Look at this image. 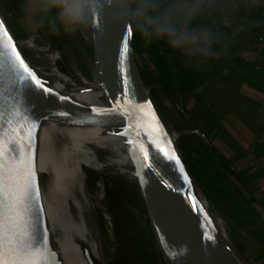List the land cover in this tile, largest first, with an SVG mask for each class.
I'll return each mask as SVG.
<instances>
[{
	"label": "rangeland",
	"instance_id": "obj_1",
	"mask_svg": "<svg viewBox=\"0 0 264 264\" xmlns=\"http://www.w3.org/2000/svg\"><path fill=\"white\" fill-rule=\"evenodd\" d=\"M22 4L23 0H0V15L13 37L21 43H24L27 38L35 37L48 46L50 52L54 53V58H51L50 62L47 61L44 66L48 73L67 75L77 82H94L93 49L84 44L79 32L73 35H46L41 32L33 36L25 29ZM239 16L229 27L232 32L229 41L238 45L241 44L240 41L244 39L245 31L248 30V26ZM16 43L14 44L17 51L20 52L25 63L41 80L44 87L52 90L51 82L41 78L25 59L31 55L33 48L22 46L20 50ZM132 45L134 59L148 98L166 132L169 135L173 134L172 143L181 160L196 176L209 205L221 216L222 219H220L223 220L230 242L245 258L256 264H264V218L260 202L233 177L232 169L219 156L220 147L225 146L223 143H218L209 130L204 129L205 123L200 117L202 113L198 111L194 116L203 131L198 129L196 121L184 108L191 106L190 103L195 101L199 92H211L214 95L220 93L222 97H214L221 99L224 103L227 97L225 95L233 90V81H224L216 75L238 73L242 68L264 64L261 50L248 51L245 54L246 57L244 56L240 61L239 67L232 66L225 58L241 51L236 48L226 56L222 54V56L186 66L184 57L169 50L163 42L145 48L134 32ZM46 54L48 55L49 52ZM161 57H166L168 62L165 65H162ZM171 59H175V67H180L181 78H178L176 76L178 72L171 68ZM218 59L220 61L216 64ZM61 76L55 77L54 81L60 84ZM53 92L61 101L67 102L55 91ZM209 118L208 121L217 123L215 120L217 118ZM216 123L215 126H218L219 124ZM202 134L208 138L214 148ZM99 141L105 149L110 151L103 138ZM85 176L90 195L93 197L96 192H99L91 211L107 263L168 264L156 238L138 185L131 177L122 169H117L115 165H111L104 172H94L85 168Z\"/></svg>",
	"mask_w": 264,
	"mask_h": 264
},
{
	"label": "water",
	"instance_id": "obj_2",
	"mask_svg": "<svg viewBox=\"0 0 264 264\" xmlns=\"http://www.w3.org/2000/svg\"><path fill=\"white\" fill-rule=\"evenodd\" d=\"M0 20L4 21L1 15ZM4 24L7 27L5 21ZM95 31L94 82L99 85L110 111L123 126L126 153L132 164L131 174L171 264H231L200 225L201 209L184 179L185 175L207 197L196 176L188 170L169 141L148 98L134 59L132 37L128 40L130 50L124 54L122 66L125 26L102 21L101 27ZM10 36L13 43L18 42L12 34ZM3 44L7 45V38ZM5 52L14 60L10 48L6 47ZM20 71L25 75L22 69ZM33 106L48 107L66 118L88 120L85 114L52 101L49 92L37 87L30 77L27 85L6 79L0 81V264H46L47 258L36 233L31 152L25 125L27 113ZM77 165L81 174V191L83 189L87 196H91L86 185L85 168L99 171ZM91 208L89 212L99 242ZM210 208L221 218L217 210ZM261 212L264 218V209ZM99 248L105 264H108L102 247Z\"/></svg>",
	"mask_w": 264,
	"mask_h": 264
},
{
	"label": "bare ground",
	"instance_id": "obj_3",
	"mask_svg": "<svg viewBox=\"0 0 264 264\" xmlns=\"http://www.w3.org/2000/svg\"><path fill=\"white\" fill-rule=\"evenodd\" d=\"M95 30L79 33L84 44L92 47L93 53L96 47ZM16 44L20 50L22 46L33 48L29 57L22 53L25 59L41 78L51 82L52 90L67 102L61 101L52 90L49 92L51 100L88 117V120L66 118L45 106H33L27 113L25 125L31 152L36 233L43 255L47 258L46 264H93V261L105 264L96 226L89 212L99 192L92 197L87 196L85 190L81 191V174L77 164L99 172L115 165L135 181L126 153L123 126L116 114L110 111L96 82H77L67 75L48 73L44 66L54 58V53L35 37ZM57 76H61L60 84L54 81ZM164 131L172 142L173 134L169 135L165 128ZM100 138L107 142L110 151L100 143ZM185 176L201 209L200 225L211 235L224 257L231 264H256L229 242L220 217L210 208L189 176ZM149 218L167 263L171 264L150 215Z\"/></svg>",
	"mask_w": 264,
	"mask_h": 264
},
{
	"label": "clouds",
	"instance_id": "obj_4",
	"mask_svg": "<svg viewBox=\"0 0 264 264\" xmlns=\"http://www.w3.org/2000/svg\"><path fill=\"white\" fill-rule=\"evenodd\" d=\"M21 7L25 29L33 36L86 34L102 21L123 24L125 35L135 32L145 48L163 42L187 66L227 54L225 29L242 12L264 7V0H23ZM6 54L11 76L4 79L22 83L25 75Z\"/></svg>",
	"mask_w": 264,
	"mask_h": 264
},
{
	"label": "crops",
	"instance_id": "obj_5",
	"mask_svg": "<svg viewBox=\"0 0 264 264\" xmlns=\"http://www.w3.org/2000/svg\"><path fill=\"white\" fill-rule=\"evenodd\" d=\"M259 10L264 11V7ZM239 17L250 29L252 25L250 21L254 16L251 13L242 12ZM225 31L229 36L232 35L229 27ZM233 45L229 41L228 49ZM262 49L261 47L255 48V50H261V55L264 57ZM245 54L240 53L239 56L232 55L225 58L232 66L239 67ZM164 58L166 59V57ZM174 60L171 59V63ZM219 61L218 59L216 64ZM166 62H168L167 59ZM176 70L179 78L181 76L180 67H177ZM219 74L216 76L223 78L224 81H233V90L225 95L227 97H225L224 103L221 99L214 97H222L220 93L214 95L211 92H199L195 99L196 109H199L203 115L200 117L205 123L204 129L209 130L213 138L225 146L220 147L221 151L215 148L219 156L232 169L233 175L242 187L258 200L264 209V64L242 68L238 73ZM209 117L217 118L215 120L223 124L221 127L227 129L226 136L216 129L218 128L217 125L215 126L216 122L208 121ZM205 139L208 141L207 137ZM208 142L210 143V141ZM210 145L212 144L210 143ZM212 147L214 148L213 145Z\"/></svg>",
	"mask_w": 264,
	"mask_h": 264
},
{
	"label": "snow or ice",
	"instance_id": "obj_6",
	"mask_svg": "<svg viewBox=\"0 0 264 264\" xmlns=\"http://www.w3.org/2000/svg\"><path fill=\"white\" fill-rule=\"evenodd\" d=\"M4 38H7V45L3 44ZM129 38L130 37L128 35H125V37H124V46H123V49L121 50V60H120V63L122 66L124 64V54L129 52V50H130L129 49V43H128ZM6 47L11 49V55L14 56V60L16 62H18L19 68L22 69L23 72L25 73V77L23 80L25 85H27L28 78L30 77L31 82L34 83L37 87L44 88L45 92H51V89L44 87V84L41 82V80L37 78L36 74L25 63V60L21 57L20 52L17 51L15 44L12 42V38L9 35V32H8L3 20H0V81H2L5 78V76H9V77L11 76V69L8 66L9 57L5 52ZM6 68L8 69L7 72L4 71V69H6ZM121 70L123 71V67L121 68ZM125 82L127 83V80ZM153 119H155V116H153ZM153 127H155V126L153 125ZM161 150L164 151V149H161ZM165 154H167V153L165 152ZM171 158H174V156L170 157V159ZM177 163H179V160H177ZM184 179L186 182L188 181L187 176H185ZM194 204H195V202H194ZM208 238L211 239L210 236Z\"/></svg>",
	"mask_w": 264,
	"mask_h": 264
},
{
	"label": "trees",
	"instance_id": "obj_7",
	"mask_svg": "<svg viewBox=\"0 0 264 264\" xmlns=\"http://www.w3.org/2000/svg\"><path fill=\"white\" fill-rule=\"evenodd\" d=\"M251 14H252V16H254V18L257 21V23L256 24H252L251 23L252 24L251 28L248 29L247 31H245L246 35H245L244 39L240 41L241 44L240 45L234 44L231 48L229 47L227 53H230L233 48H236L237 50L241 49V51H238L237 53H235L234 56H237V55L239 56L240 53L242 54V53H247L248 51H254L255 48H259V47H261V49L263 48L262 51H264V11H261L258 8L255 11H253ZM160 61H161L162 65L163 64L165 65L167 63V62H165L166 59L165 58L163 59V57L160 58ZM174 62L171 63V68L176 70L177 67L174 66V64H175ZM190 104H191V106H189L188 108H187V106H185L184 108L187 111V113L190 114L191 117L196 121L195 123L197 124V127L199 128V130L203 131V129L198 124L197 118L195 117L196 113L198 111L200 112V110L196 109L197 105L195 104V101L193 103H190ZM200 114H201V112H200ZM217 123L219 125L217 126L218 128H216V129L218 131H221V133H223L226 136V134H227L226 130L227 129L222 128L223 124L219 123L218 120H217ZM203 134H205V133H203Z\"/></svg>",
	"mask_w": 264,
	"mask_h": 264
}]
</instances>
